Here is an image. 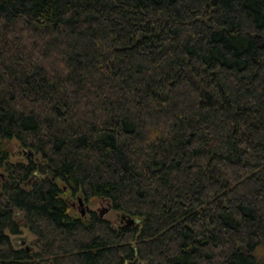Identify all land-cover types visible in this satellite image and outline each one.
I'll use <instances>...</instances> for the list:
<instances>
[{
  "label": "trees",
  "instance_id": "16d2710c",
  "mask_svg": "<svg viewBox=\"0 0 264 264\" xmlns=\"http://www.w3.org/2000/svg\"><path fill=\"white\" fill-rule=\"evenodd\" d=\"M0 171V264H264V0H0Z\"/></svg>",
  "mask_w": 264,
  "mask_h": 264
},
{
  "label": "rangeland",
  "instance_id": "374dc122",
  "mask_svg": "<svg viewBox=\"0 0 264 264\" xmlns=\"http://www.w3.org/2000/svg\"><path fill=\"white\" fill-rule=\"evenodd\" d=\"M11 149L13 152L12 161L13 162H24L26 160L27 152H24L20 145L16 142L11 144ZM4 171H0V185L4 179ZM78 197L73 198L71 195L67 196V200L71 205L72 208V215L80 218L82 217V211H86L89 213L90 211L98 212L101 216L105 217L106 219L112 221L116 225H121L122 223H126V218L121 216V214H116L109 204V202L104 200H95L92 204H88L84 201L83 205H80L78 202ZM85 215V216H86ZM130 224V223H129ZM14 244L17 248H32L31 244L33 242V236L26 230H23V234L18 237H13ZM34 249V248H33ZM258 255L264 254V249H259L257 251Z\"/></svg>",
  "mask_w": 264,
  "mask_h": 264
},
{
  "label": "water",
  "instance_id": "95a60500",
  "mask_svg": "<svg viewBox=\"0 0 264 264\" xmlns=\"http://www.w3.org/2000/svg\"><path fill=\"white\" fill-rule=\"evenodd\" d=\"M78 202H79V204L80 205H83L84 204V201H83V199L80 197V198H78ZM86 215V211H82V216H85ZM124 218H126V217H124ZM137 220H134V219H129V223H130V225H132V224H134L135 222H136Z\"/></svg>",
  "mask_w": 264,
  "mask_h": 264
}]
</instances>
